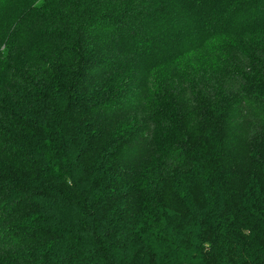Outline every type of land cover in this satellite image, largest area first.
Listing matches in <instances>:
<instances>
[{
  "label": "trees",
  "instance_id": "obj_1",
  "mask_svg": "<svg viewBox=\"0 0 264 264\" xmlns=\"http://www.w3.org/2000/svg\"><path fill=\"white\" fill-rule=\"evenodd\" d=\"M0 264H264V0H0Z\"/></svg>",
  "mask_w": 264,
  "mask_h": 264
},
{
  "label": "rangeland",
  "instance_id": "obj_2",
  "mask_svg": "<svg viewBox=\"0 0 264 264\" xmlns=\"http://www.w3.org/2000/svg\"><path fill=\"white\" fill-rule=\"evenodd\" d=\"M250 32L252 31L245 33L223 32L206 43L212 44V46L200 45L194 50L188 51L186 55H183V62H187L184 65L190 68V75H188L190 81L198 85L196 90L199 89L206 94L208 103H216L217 100L223 101L227 97V93H229V90L225 86H228L229 89L234 88V86L228 84V80L220 79L219 77V72L223 69V63L230 65H235L236 63L243 68L249 66L248 59L252 56L253 50L245 47V44H239V42L250 39L248 36ZM260 38L262 39V36ZM254 39L256 38L253 37ZM231 58L235 60L234 63L229 61ZM180 60V58H175L169 62V65L162 66L158 70L155 69L157 71L152 72L148 76V86L153 92L152 97L154 100H166L160 98L158 88L161 87L160 91L162 92L165 86L180 79L178 71L179 65L182 64ZM173 74L176 75L175 78ZM202 78L205 81L204 84L197 82H201ZM167 89L168 87H166V92ZM171 92L172 90L170 94ZM197 96H199V93H197Z\"/></svg>",
  "mask_w": 264,
  "mask_h": 264
}]
</instances>
